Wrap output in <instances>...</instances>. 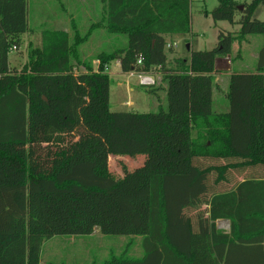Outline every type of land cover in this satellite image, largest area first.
<instances>
[{"label": "trees", "instance_id": "1", "mask_svg": "<svg viewBox=\"0 0 264 264\" xmlns=\"http://www.w3.org/2000/svg\"><path fill=\"white\" fill-rule=\"evenodd\" d=\"M106 1L109 32L126 45L82 59L89 34L73 22L70 36L43 32L17 69L9 54L31 30L29 0H0V264H41L44 241L96 228L142 236L141 257L128 247L104 264H264V47L256 71L231 74L228 112L212 110L216 58L264 34V0H218L203 13L240 29L171 59L163 34L190 33L189 4L169 21L150 7L162 0ZM117 60L123 72L161 71L166 106L113 111ZM121 158L141 162L116 177Z\"/></svg>", "mask_w": 264, "mask_h": 264}, {"label": "rangeland", "instance_id": "2", "mask_svg": "<svg viewBox=\"0 0 264 264\" xmlns=\"http://www.w3.org/2000/svg\"><path fill=\"white\" fill-rule=\"evenodd\" d=\"M65 1L67 0H29L28 22L31 30L25 34L23 41L21 40V45L17 49L12 50L9 54L10 64L13 65L14 68L21 69L23 65L29 61L30 51L33 48L41 47L42 33L46 30H67L70 35L72 34L73 21L63 14V3ZM237 1L249 3L251 0ZM218 3V0H195L194 8L199 10L205 7L208 9H213L218 5ZM197 17H199V23L201 25H205L203 21L205 20L204 15L198 12ZM254 17L264 21V5H260L256 9ZM209 20L211 19L209 18ZM205 22L207 23L209 21ZM224 22L226 23L221 24H225L224 26L227 27V29L237 30L236 24L235 27H230L228 21ZM74 23L78 28L83 30L89 26V23L84 22L82 18H78ZM207 36L209 39H212L211 32L207 34ZM190 38L191 37L188 38L187 42L186 40L181 41L182 43L180 44V47L184 52L187 51L186 45L189 43ZM247 39L248 41L244 43L242 49H240V52L235 46L233 47V67L235 70H239L240 72L256 71L259 52L264 47V34L249 35ZM197 41L200 42V44H204V39H194V42ZM93 42H95L94 39H92V43ZM209 45H212L208 46L212 48L215 44ZM97 53L98 52L95 50L94 44H92L91 47L86 49L85 55L82 56V59L85 58L87 60H91L92 58L96 57ZM95 64L97 63L94 62V65ZM114 65L115 63L113 62L107 70L111 77V109L113 111H157L159 109V102L155 100L154 94L149 91L150 86L141 85L137 76H126L130 81V86L132 87L133 91H127L126 86H124L123 89L117 88L116 68ZM75 68L76 72H82L85 70L84 66L80 65L76 66ZM126 77L123 76L120 78L123 80L124 85ZM156 84L157 83H155L154 86ZM157 90H159V87H156V91ZM162 95L164 94L162 93ZM162 95H160V97ZM127 101H132L133 106L126 104ZM138 161L141 162L140 160H137L136 162L138 163ZM136 162L128 161L125 158L116 159L115 163L113 162L112 165L118 166L117 169L115 167L112 168L113 174L116 177L124 176L125 171H123V165L127 166L129 171H133ZM217 226L220 229L228 230L229 221L218 220ZM141 238L142 236L133 235H105L100 232L99 228H96L91 235L54 236L43 243L41 264H104L112 256L119 255L121 252H123V249L125 250L128 247L131 249L130 254L132 256H138L140 252H142L140 244ZM131 243H134V245L130 247L129 244Z\"/></svg>", "mask_w": 264, "mask_h": 264}, {"label": "crops", "instance_id": "3", "mask_svg": "<svg viewBox=\"0 0 264 264\" xmlns=\"http://www.w3.org/2000/svg\"><path fill=\"white\" fill-rule=\"evenodd\" d=\"M194 1L195 0H189V2H186V0H181V3H180L178 0L176 1L175 0H162L161 2L157 3L156 6H153L152 3L150 4V7L155 9L156 13H160V11H162L165 14L164 18L168 19L169 21H172L175 19H177L175 21L180 20L183 17L182 13H183V10H185L184 8L186 7V5L189 4L190 22H191L190 33H165L163 34V36L168 40L166 51H168L169 48H172L171 53L168 51V56L170 59L175 56H182V57L189 58L191 50L197 51V50L210 49L211 47H208V46H212V45H209V44L217 43V37H218L220 30L238 31L240 29V26L237 24H236L237 30L236 29L229 30L227 29V27L224 26L225 24H221V23H226V22L224 21L214 22L211 16H206L203 13L204 10L209 11L211 9H208L207 7L201 10L195 9ZM174 7L176 10L172 12L171 9H173ZM169 11H171V13H169ZM198 12L204 15L205 20L203 21L205 25H201L199 23V17H197ZM63 14L64 16L69 17V19H72L73 22H75V20H77L78 18H82L84 22L89 23V26L85 28L84 30L81 28H78L82 34H89V37L87 38V40L84 43H82L80 46V51L82 53V56L85 55L86 49L88 47H91L92 44H94L95 50L98 53H100L103 51L104 52L113 51L116 48L126 45L127 43L126 34L124 35L119 34L117 32H113L112 30L111 32H109V29L107 26V22H108L107 19H108L109 13H108V5H107L106 0H67L63 3ZM128 16L130 15L128 14ZM209 18L211 20H209ZM205 21H209V22L206 23ZM228 24L230 25V27H235V25H232L229 22ZM63 31L68 36H70L67 30H63ZM210 32L212 34V39L214 36L213 40L209 39V37L207 36V34H209ZM25 34L21 35L22 41H23V38L25 37ZM189 37L191 38H190L189 43L186 45L187 51L184 52L181 49L180 44L182 43L181 42L182 40H186L187 42ZM199 38L204 39V44L203 43L200 44V42L198 41L194 42V39H199ZM92 39H94L95 42L92 43ZM247 41L248 39L246 41L244 40L241 43L235 42L233 47L235 46L237 50H239L240 52V49H242V46ZM187 46H189V48H187ZM94 62L97 63L96 61ZM95 65L97 66L98 64H95ZM114 67L116 68L117 88L123 89L124 86H126L127 91H133L132 87L130 86V81L126 77L129 74L127 72L122 71L121 63L119 60L115 62ZM234 71L240 72L239 70H235L233 67L232 55L220 56L216 58L215 72L213 73L214 80H213V88H212V110L214 113H224V112H228L229 110V107H230V101L228 99L229 84H230L231 74ZM151 75L154 76V78L156 79L157 84L154 86L155 90H156V87L157 88L159 87V90L153 93L155 100L158 101L159 104H165L164 102H165V96H166V90H167V82L164 79L162 72L159 70L154 71L153 73H151ZM123 76L126 77L125 85H124L123 80L120 79ZM162 93L164 95H162ZM160 95L162 96L160 97ZM126 104L132 105L133 102L127 101ZM142 255H143V252H140L138 257H141Z\"/></svg>", "mask_w": 264, "mask_h": 264}, {"label": "built area", "instance_id": "4", "mask_svg": "<svg viewBox=\"0 0 264 264\" xmlns=\"http://www.w3.org/2000/svg\"><path fill=\"white\" fill-rule=\"evenodd\" d=\"M14 49H16V48L14 47ZM96 62H97V64H99V61H96ZM137 64L140 65L141 60H138ZM128 74H129V76H137L139 78V83L141 85L150 86V85H154L156 83V79L154 78V76H152L151 74H148V73L130 71V72H128Z\"/></svg>", "mask_w": 264, "mask_h": 264}, {"label": "water", "instance_id": "5", "mask_svg": "<svg viewBox=\"0 0 264 264\" xmlns=\"http://www.w3.org/2000/svg\"><path fill=\"white\" fill-rule=\"evenodd\" d=\"M243 6L241 5L240 8H242ZM187 48H189V46H187Z\"/></svg>", "mask_w": 264, "mask_h": 264}]
</instances>
